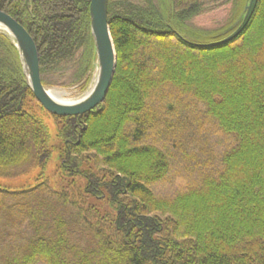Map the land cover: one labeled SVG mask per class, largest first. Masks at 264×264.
Instances as JSON below:
<instances>
[{
	"label": "trees",
	"instance_id": "16d2710c",
	"mask_svg": "<svg viewBox=\"0 0 264 264\" xmlns=\"http://www.w3.org/2000/svg\"><path fill=\"white\" fill-rule=\"evenodd\" d=\"M90 1L0 0L34 40L44 87L86 88ZM222 1L109 0L116 70L80 120L42 108L0 32V178L67 162L56 189L0 186V264H264V0L231 41L196 44L210 30L193 20ZM232 13L228 33L244 6ZM35 107L58 120L51 138Z\"/></svg>",
	"mask_w": 264,
	"mask_h": 264
},
{
	"label": "water",
	"instance_id": "95a60500",
	"mask_svg": "<svg viewBox=\"0 0 264 264\" xmlns=\"http://www.w3.org/2000/svg\"><path fill=\"white\" fill-rule=\"evenodd\" d=\"M109 0H91L89 4L90 34L96 56L95 80L91 89L75 102L58 101L48 94L41 83L36 44L26 29L8 14L0 11V27L9 36L18 52L26 86L35 100L49 114L77 117L79 120L100 106L106 99L116 70L117 57L110 33L107 9ZM258 0H248L245 14L238 27L227 37L201 46L223 45L237 37L247 26ZM28 5V2H26Z\"/></svg>",
	"mask_w": 264,
	"mask_h": 264
},
{
	"label": "rangeland",
	"instance_id": "374dc122",
	"mask_svg": "<svg viewBox=\"0 0 264 264\" xmlns=\"http://www.w3.org/2000/svg\"><path fill=\"white\" fill-rule=\"evenodd\" d=\"M242 1L243 0H228V1L224 0V1H222L221 5H219L218 7H215L210 12L204 13L203 15L195 18V20H193L195 28L202 29V30H210V33H208L206 36L202 34L205 37L199 38V36L201 35V34L199 35V32H197V31L192 32V34L195 37V38H192V40L196 41L195 42L196 44H207V40H212L214 38L222 37L225 34H227L225 36V37H227L229 34H231L228 32L233 27H235L237 25V23H239V17H240L239 15H236L235 20H233L232 17L234 15L232 12L235 11L237 6H241V5L244 6V12H245V8L248 4V0H244V4H242ZM231 19L233 21L231 23H229V21ZM94 57H95V62L93 63V71H92V73H90V72L88 73L87 78L89 77L90 79L88 81L86 88L83 91L79 90L78 84L73 85L71 87H67V88L47 87V89L65 90L66 92H68L66 99L69 100L70 103L81 99L91 89V87L93 85V80H94V76H95V66H96L95 53H94ZM37 110L39 111V114L42 115V122L48 128V130L50 132L49 136L51 138L53 133H54V129L56 127L55 125L58 124L59 122H58V120H54L46 112L40 111L39 108L35 107V111H37ZM55 122H56V124H55ZM82 127L84 128L85 126L83 125ZM51 133H52V135H51ZM54 151H57V150L55 149ZM52 155H53V156H51L52 158L48 161L49 164L46 166V170H40V169L30 170V171H26L24 173V175H21L18 177H15L12 173L2 174L5 177L0 178V186L10 188V189L11 188H13V189L22 188L23 189L25 187L34 186L35 184L40 182L41 179H42V181L45 180V182H47L51 186L52 189H56L58 186H62V184L60 183V181L62 179L59 180V175L57 173V167L58 166L61 167V165H63L66 168L67 162L62 159L63 157L58 159L57 154H55V153H53ZM93 175H95L97 177H99V176L101 177L100 174L98 175L96 173H93ZM171 175L173 176V178H178V177L182 176V174L180 172L174 171V170L171 173ZM13 177H15V178H13ZM102 178H103V176H102ZM63 180H64L65 184L68 183L67 180L66 181H65V179H63ZM105 180L107 181L109 179H105ZM77 183H79V182L77 181ZM185 185H187V183L184 185L178 186V188L181 189L182 191H184L189 186H194L192 184L187 185V186H185ZM67 187L70 188V186H67ZM73 188L75 189L74 195H76L77 189L79 190V188H77L76 185H73ZM157 189H158L157 194L160 196V194L163 195L164 191L167 190L168 188L166 185L163 184L161 186H158ZM101 192H103L102 196L104 197V195H106V193H104V191L102 189H101ZM81 195L83 196L82 198H85V195L83 193H81ZM162 197H164V195ZM76 198H77V195H76ZM88 200L90 202H93L94 204H96L92 199L88 198ZM82 202H84V201H82ZM97 206L103 207V206H106V204L102 203V204H98ZM94 209H96V207H94ZM108 210L105 214V217L109 216V214H110V211H108Z\"/></svg>",
	"mask_w": 264,
	"mask_h": 264
},
{
	"label": "bare ground",
	"instance_id": "6f19581e",
	"mask_svg": "<svg viewBox=\"0 0 264 264\" xmlns=\"http://www.w3.org/2000/svg\"><path fill=\"white\" fill-rule=\"evenodd\" d=\"M0 32L4 33V30L1 27H0ZM94 80H95V76H94ZM47 91H48V94L50 95V97H52L58 101L69 102V100L66 99L68 92H66L65 90H55V89L50 90V89H48Z\"/></svg>",
	"mask_w": 264,
	"mask_h": 264
}]
</instances>
